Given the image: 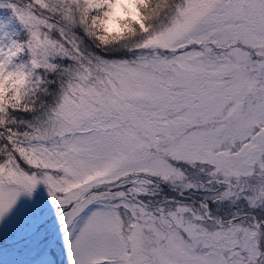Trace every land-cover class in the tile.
Wrapping results in <instances>:
<instances>
[{
  "label": "snow or ice",
  "instance_id": "1",
  "mask_svg": "<svg viewBox=\"0 0 264 264\" xmlns=\"http://www.w3.org/2000/svg\"><path fill=\"white\" fill-rule=\"evenodd\" d=\"M0 264H264V0H0Z\"/></svg>",
  "mask_w": 264,
  "mask_h": 264
}]
</instances>
